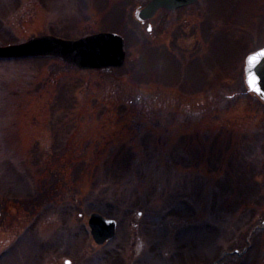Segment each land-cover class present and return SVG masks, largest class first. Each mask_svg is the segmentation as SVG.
<instances>
[{
  "label": "rangeland",
  "instance_id": "1",
  "mask_svg": "<svg viewBox=\"0 0 264 264\" xmlns=\"http://www.w3.org/2000/svg\"><path fill=\"white\" fill-rule=\"evenodd\" d=\"M145 1L0 0V45L110 30L126 52L0 58V264H264V103L244 83L264 0L141 21ZM92 211L116 221L102 245Z\"/></svg>",
  "mask_w": 264,
  "mask_h": 264
},
{
  "label": "water",
  "instance_id": "2",
  "mask_svg": "<svg viewBox=\"0 0 264 264\" xmlns=\"http://www.w3.org/2000/svg\"><path fill=\"white\" fill-rule=\"evenodd\" d=\"M196 0H148L136 10L138 20L152 17L159 8L174 9ZM51 55L78 68L109 69L123 65L126 57L124 38L114 31H98L77 38L40 34L27 40L0 45V58ZM244 79L250 91L264 102V46L245 57ZM88 224L92 238L103 243L115 233L116 221L91 212Z\"/></svg>",
  "mask_w": 264,
  "mask_h": 264
},
{
  "label": "trees",
  "instance_id": "3",
  "mask_svg": "<svg viewBox=\"0 0 264 264\" xmlns=\"http://www.w3.org/2000/svg\"><path fill=\"white\" fill-rule=\"evenodd\" d=\"M163 48H164V50H161V51H163V55L165 54V53H167V48L165 47V46H162ZM146 49H150V47H148V46H146ZM153 53H154V51L153 52H151L150 54H152L153 55ZM168 55V54H167ZM145 66L142 68V69H140V70H143L144 72H147V71H145ZM143 72V73H144ZM146 78H148L147 76H145V73L144 74H142V73H138V74H136V76H134V79H135V81H137V82H140V81H149V80H147ZM241 87H242V89H244V83L241 81ZM244 91V90H243Z\"/></svg>",
  "mask_w": 264,
  "mask_h": 264
},
{
  "label": "flooded vegetation",
  "instance_id": "4",
  "mask_svg": "<svg viewBox=\"0 0 264 264\" xmlns=\"http://www.w3.org/2000/svg\"><path fill=\"white\" fill-rule=\"evenodd\" d=\"M1 211V210H0ZM1 214H2V212H0V216H1ZM88 227V226H87ZM89 230V229H88ZM104 244V243H103ZM100 245H102V244H100Z\"/></svg>",
  "mask_w": 264,
  "mask_h": 264
}]
</instances>
